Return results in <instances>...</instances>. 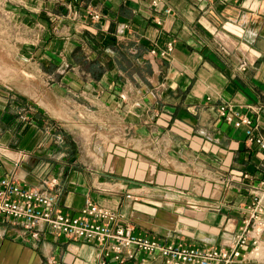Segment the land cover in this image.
Instances as JSON below:
<instances>
[{"label": "crops", "instance_id": "0c3cea01", "mask_svg": "<svg viewBox=\"0 0 264 264\" xmlns=\"http://www.w3.org/2000/svg\"><path fill=\"white\" fill-rule=\"evenodd\" d=\"M43 1L60 14L54 98L0 91V176L56 193L68 214L92 201L134 233L228 246L264 153L216 106L248 115L264 138V0ZM258 246L232 264H264V229ZM100 252L0 214V264H96ZM121 264L166 263L138 252Z\"/></svg>", "mask_w": 264, "mask_h": 264}, {"label": "built area", "instance_id": "2783aa9c", "mask_svg": "<svg viewBox=\"0 0 264 264\" xmlns=\"http://www.w3.org/2000/svg\"><path fill=\"white\" fill-rule=\"evenodd\" d=\"M90 16L98 18L99 14L90 12ZM170 44L167 42L158 54L165 55L170 51ZM150 52L155 51L150 49ZM216 113L234 126L244 125L246 141L254 143L264 153V138L255 132V124L248 115L225 103L216 106ZM228 182H231L230 178L221 179L223 184ZM249 192L251 200L246 206V214L226 247L163 242L147 233H134L118 222L115 211L92 201L81 206L77 214H68L56 206V193L21 186L6 174L0 176V214L21 222L25 227L46 226L55 235L97 242L101 245V252L96 264H106L107 258H111L113 264H121L138 252L160 256L166 264H232L238 257H255L260 250L258 238L264 229V175L258 186H250ZM125 195L130 196L129 193ZM31 235H36V230ZM248 242L250 247L243 253L241 250Z\"/></svg>", "mask_w": 264, "mask_h": 264}, {"label": "rangeland", "instance_id": "374dc122", "mask_svg": "<svg viewBox=\"0 0 264 264\" xmlns=\"http://www.w3.org/2000/svg\"><path fill=\"white\" fill-rule=\"evenodd\" d=\"M57 11L42 0H0V91L36 101L45 94L54 98L53 53L62 36ZM64 67L70 70V64ZM17 101L15 109L21 111L22 101ZM63 131L71 135L70 130ZM76 147L84 153L87 144L79 141Z\"/></svg>", "mask_w": 264, "mask_h": 264}]
</instances>
